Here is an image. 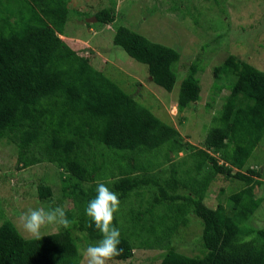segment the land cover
I'll return each instance as SVG.
<instances>
[{
    "label": "trees",
    "instance_id": "1",
    "mask_svg": "<svg viewBox=\"0 0 264 264\" xmlns=\"http://www.w3.org/2000/svg\"><path fill=\"white\" fill-rule=\"evenodd\" d=\"M3 1L9 7H0V140L15 145L19 168L55 164L65 174L62 188L67 202L78 214L67 213L73 221L70 228L40 239L27 238L12 221H4L0 264H79V244L91 245L101 238L85 214L98 183H105L119 196L116 227L130 226L131 235H121L123 252L114 260L126 261L138 245L152 247L167 239L160 264H264V223L260 227L249 224L262 202L254 194L255 186L264 182L255 176H262L260 170L247 167L264 136V71L232 54L215 68L217 77L226 74L235 80L218 124L206 137L205 148H199L85 60L81 55L85 51L78 52L84 46L61 37L72 0ZM94 15L105 25L116 20L112 8ZM113 40L148 65L156 84L168 91L174 88L175 65L181 57L178 49L125 25L116 28ZM197 71V63L192 64L182 81L178 98L182 108L201 98ZM162 146L167 149L164 165H173L169 176L155 177L151 168L137 161ZM183 150H190L195 170L181 173L175 167L172 153ZM246 167L248 172L243 171ZM217 175L243 182L230 195L227 207L219 203L214 208L206 202ZM152 190L160 193L154 192L150 208L130 206L135 195L145 200ZM38 192L43 200L53 195L51 186L44 183ZM160 204L166 208L164 213L158 221H149L148 213ZM190 213L203 221L201 254L194 256L181 253L171 243L180 227L190 222ZM143 231L147 235L140 237Z\"/></svg>",
    "mask_w": 264,
    "mask_h": 264
},
{
    "label": "rangeland",
    "instance_id": "2",
    "mask_svg": "<svg viewBox=\"0 0 264 264\" xmlns=\"http://www.w3.org/2000/svg\"><path fill=\"white\" fill-rule=\"evenodd\" d=\"M6 6L5 1L0 2V7H9ZM106 7L112 8L115 13L116 20L111 25L94 21L96 11ZM120 25L180 51V60L175 65L177 81L171 91L151 79L146 63L134 59L114 43L116 28ZM64 31V35L61 34L63 38L86 44L89 42L90 48L81 47L78 51H85L81 53L85 60H90L92 66L133 94L162 120L176 127L185 141L199 148H205L206 137L218 124L226 97L231 93L230 85L235 80L226 74L217 77L215 68L232 54L264 71V0H72ZM76 45L74 43L73 49H76ZM194 63L198 65L196 76L202 88L201 98L195 104L182 108L178 102L181 84ZM166 153L167 149L163 146L147 152L140 156L137 165L151 168L150 173L155 177H167L173 164L164 165ZM189 154L190 150L172 153L174 165L181 173L188 168L195 170ZM17 155L14 144L8 139L0 140V226L10 220L23 236L30 238L32 236L22 228L20 220L22 213L29 208L48 210L60 206L65 209L66 216L69 212L78 214L77 208L67 202L62 188L65 174L55 164L43 162L19 168ZM120 157L125 158L121 154ZM116 161L121 159L116 158ZM247 167L260 170L262 176H255L264 182V136L248 159ZM247 167L243 169L244 172H248ZM206 169L207 166L201 170L202 174L206 173ZM182 175L185 177V173ZM42 183L53 190V195L45 200L40 198L38 192ZM242 185L240 180L217 175L207 191V204L215 208L222 203L227 207L230 195ZM155 191L160 193L159 190H152L146 193L145 200L135 195L132 199L134 205L130 203V206L150 208ZM254 194L262 202L249 224L260 227L264 223V183L255 186ZM164 209L165 206L160 204L153 213H148L149 221H158ZM189 217L188 225L180 227L171 243L181 253L194 256L201 254L199 238L203 221L194 213H190ZM120 222H124L123 218ZM123 225L117 227L121 235H131L129 224ZM63 229L60 225L52 224L42 228L41 232L46 235ZM75 234L81 235L79 231ZM145 235L147 232L143 231L140 237ZM135 242L137 245L140 243L139 240ZM167 242L164 239L147 248L138 245L132 258L126 261L112 260L109 264H160ZM88 246V242L79 244V264H87L84 251Z\"/></svg>",
    "mask_w": 264,
    "mask_h": 264
},
{
    "label": "clouds",
    "instance_id": "3",
    "mask_svg": "<svg viewBox=\"0 0 264 264\" xmlns=\"http://www.w3.org/2000/svg\"><path fill=\"white\" fill-rule=\"evenodd\" d=\"M78 43H81L85 48L91 47L89 42L86 44L78 40ZM89 62L92 63L90 60ZM120 205L121 201L115 191L105 183L97 184L96 195L88 201L85 214L94 223L101 238L85 249L84 256L87 264H109V261L122 254L123 249L119 247L121 232L114 224L115 214L120 211ZM20 220L22 228L35 239L41 238V229L48 225L57 224L64 228H70L73 223L66 216L65 209L60 206L48 210L29 208L22 213Z\"/></svg>",
    "mask_w": 264,
    "mask_h": 264
},
{
    "label": "water",
    "instance_id": "4",
    "mask_svg": "<svg viewBox=\"0 0 264 264\" xmlns=\"http://www.w3.org/2000/svg\"><path fill=\"white\" fill-rule=\"evenodd\" d=\"M94 18H95V19H94V21H95V20H97V18H96V17H94Z\"/></svg>",
    "mask_w": 264,
    "mask_h": 264
}]
</instances>
